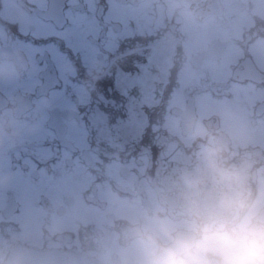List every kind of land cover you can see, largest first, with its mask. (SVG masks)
I'll return each mask as SVG.
<instances>
[{
	"label": "flooded vegetation",
	"instance_id": "obj_1",
	"mask_svg": "<svg viewBox=\"0 0 264 264\" xmlns=\"http://www.w3.org/2000/svg\"><path fill=\"white\" fill-rule=\"evenodd\" d=\"M0 47L32 59L47 101L0 157V264H117L200 126L264 162V0H0Z\"/></svg>",
	"mask_w": 264,
	"mask_h": 264
},
{
	"label": "clouds",
	"instance_id": "obj_2",
	"mask_svg": "<svg viewBox=\"0 0 264 264\" xmlns=\"http://www.w3.org/2000/svg\"><path fill=\"white\" fill-rule=\"evenodd\" d=\"M36 66L0 47V157L39 127ZM195 161L127 218L117 264H264V162L217 131L194 130Z\"/></svg>",
	"mask_w": 264,
	"mask_h": 264
},
{
	"label": "water",
	"instance_id": "obj_3",
	"mask_svg": "<svg viewBox=\"0 0 264 264\" xmlns=\"http://www.w3.org/2000/svg\"><path fill=\"white\" fill-rule=\"evenodd\" d=\"M30 261L38 263V261H43L45 264H90L85 257L78 256L71 253H40L30 251L29 254ZM4 264H7L5 262Z\"/></svg>",
	"mask_w": 264,
	"mask_h": 264
}]
</instances>
